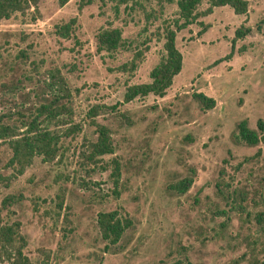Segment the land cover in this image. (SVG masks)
Instances as JSON below:
<instances>
[{
	"label": "rangeland",
	"instance_id": "1",
	"mask_svg": "<svg viewBox=\"0 0 264 264\" xmlns=\"http://www.w3.org/2000/svg\"><path fill=\"white\" fill-rule=\"evenodd\" d=\"M247 1L244 13L215 6L177 30L182 64L170 86L162 96L128 101L125 87L148 81L163 52L161 26L175 16L173 0H38L0 20V85L18 86L0 91V122L18 125L54 97L68 121L53 127L60 137L52 160L33 156L0 183V200L18 196L0 214L19 221L30 264H264V140L248 145L232 136L239 120L255 128L264 118V0ZM205 6L201 0L197 10ZM71 17L70 34L58 35L55 27ZM237 26L250 29L224 57ZM104 27L121 32L122 45L111 53L95 50ZM136 51L134 68H121ZM49 72H58L67 94L47 89ZM199 91L213 97L211 108L200 107L192 95ZM95 104L101 107L88 117ZM90 120L109 129L111 153L88 156ZM9 155L0 140L3 174ZM189 167L185 192L167 187ZM216 181L228 186L218 191ZM231 190L245 197L242 211L237 197H225ZM99 211L129 220L113 243L100 237Z\"/></svg>",
	"mask_w": 264,
	"mask_h": 264
},
{
	"label": "trees",
	"instance_id": "2",
	"mask_svg": "<svg viewBox=\"0 0 264 264\" xmlns=\"http://www.w3.org/2000/svg\"><path fill=\"white\" fill-rule=\"evenodd\" d=\"M38 0H0V20L9 17L13 12L22 11L28 7H35ZM90 0H85L88 2ZM170 1V0H167ZM176 5L175 16L171 18L167 23L161 26V37L163 52L159 56L157 62L152 65L148 71V81L129 84L125 87L123 93V101H128L135 96H143L151 93L156 96H162L166 89L172 83L173 77L179 72L182 64V55L180 50L175 45V33L177 30L186 27L188 24L195 22L199 15H205L211 11L215 6L227 5L233 13L240 14L247 10V0H205L206 6L202 10H197V5L201 0H173ZM80 5V4H79ZM148 13H145V19H147ZM74 18H69L66 22H63L55 27V31L62 37H67L71 32V26ZM201 24L202 28L204 24ZM248 26H237L233 30V37L230 40V49L224 55L229 57L233 48V41L235 38L242 37L249 31ZM120 29L118 27H104L97 30L95 33V50L105 51L111 53L122 45V38L120 35ZM140 51H136L133 57L128 62L120 64V67L127 66L128 69H133L135 66V58L140 55ZM63 79L58 72H49L48 81L45 82L47 89L51 92L53 88L55 91L61 90L67 94V88L62 87ZM0 91L9 92L15 91L18 86L16 82L8 81L5 84L0 85ZM2 87H4L2 89ZM193 97L198 101L199 105L203 109L211 108L214 105V99L211 96L204 94L203 92H194ZM56 98L59 94L55 95ZM54 97V96H53ZM55 100V97L49 102L38 104L35 107V112L31 117H27L26 120H20L18 125L13 123L0 122V140H5L7 146L10 149V155L3 164L4 168L10 170L3 174L0 172V183L7 185L9 179L15 175L22 173L24 168L30 163L33 156H40L41 160H52L57 151V142L60 137V132L54 130V126L59 124L68 123L67 116H60V112L64 111L62 105L51 104ZM101 105L95 104L87 111L88 117H93L97 114V109ZM95 131V139L90 143L91 152L89 157H96L105 153H111L113 151L112 141L109 133V129L98 122H93ZM72 126L66 125L64 129H70ZM232 136L235 140L241 141L248 145L258 143V141L264 140V118L258 117L255 120V128H251L247 125L245 119L239 120L235 124V130L232 132ZM110 173L113 176L118 175V163L115 159H111ZM194 169L188 168V173L180 176L174 181L168 184V188L174 190L177 193L185 192L192 183ZM221 184L228 186L227 182L220 183L216 181V189L221 190ZM230 194V195H229ZM226 193V198L230 200L237 197V201L234 202L237 211L243 210L241 201L245 200L239 192L235 193L231 190L230 193ZM18 199V196L13 194H6L0 200V211L3 207L14 202ZM60 199L57 203V207H60ZM263 216L260 212L256 213V220H262ZM129 220L122 216L118 218L113 211H99L96 213V224L100 237L107 242H115L123 229L127 227ZM23 237L19 231V221L12 220L10 222H4L1 219L0 214V260L6 261L8 264H30L28 257L22 252ZM171 264H181L179 261H175Z\"/></svg>",
	"mask_w": 264,
	"mask_h": 264
},
{
	"label": "crops",
	"instance_id": "3",
	"mask_svg": "<svg viewBox=\"0 0 264 264\" xmlns=\"http://www.w3.org/2000/svg\"><path fill=\"white\" fill-rule=\"evenodd\" d=\"M221 6H223V5H221Z\"/></svg>",
	"mask_w": 264,
	"mask_h": 264
}]
</instances>
